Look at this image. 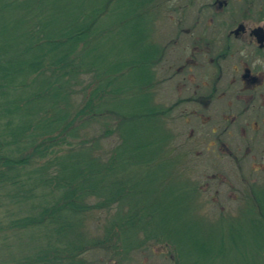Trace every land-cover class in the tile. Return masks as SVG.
<instances>
[{"label":"trees","instance_id":"obj_1","mask_svg":"<svg viewBox=\"0 0 264 264\" xmlns=\"http://www.w3.org/2000/svg\"><path fill=\"white\" fill-rule=\"evenodd\" d=\"M157 4L0 0V231L28 247L20 264H88L100 249L120 250L122 262L151 241L169 244L174 264L226 252L223 239L216 255L198 235L199 183L169 155L168 113L155 101L165 52L153 40ZM106 113L119 118L120 140L105 149L92 126ZM254 185L242 205L264 229V190ZM100 211L103 232L91 235ZM157 214L188 227L177 235ZM255 249L264 264V244Z\"/></svg>","mask_w":264,"mask_h":264},{"label":"rangeland","instance_id":"obj_2","mask_svg":"<svg viewBox=\"0 0 264 264\" xmlns=\"http://www.w3.org/2000/svg\"><path fill=\"white\" fill-rule=\"evenodd\" d=\"M184 3V0H158L157 19L153 23V40L165 48L157 66L159 87L155 101L168 113L165 121L173 148L169 155L177 157L180 168L199 183L203 206L192 212L194 219L190 218L197 225L198 235L209 242L216 255L222 239L226 245V252L220 257L214 256L209 264H261L263 258L255 248L264 244V229L255 211L242 204L250 198L252 184L264 190V136H251L252 131L245 135H238L241 131L233 136L220 135L226 125L225 104L210 105L198 100L201 94L211 90L215 74L197 67L191 70L181 67L191 63L188 42L182 41L188 38L184 34L197 31L191 27L195 26L196 9L188 7L186 10ZM188 27L191 29L187 30ZM115 40L113 38L110 44ZM86 80L90 81L91 75H87ZM118 119L106 113L92 126L93 135L105 136V149L120 140ZM212 128H219V134L212 133ZM106 129H114V132L103 134ZM3 209L0 207V217H3ZM107 214L100 211L89 221L87 229L91 235L103 232ZM154 222L161 223V228L174 230L177 235L188 227L179 216L172 214H157ZM7 237L9 234L4 228L0 231V264H20L15 258L20 251L26 253L28 247L15 245L13 239L5 242ZM236 243L239 248L234 246ZM116 251L121 252L100 249L86 253L85 257L88 264H174V251L166 243L148 242L135 251L130 260L122 262L115 255Z\"/></svg>","mask_w":264,"mask_h":264},{"label":"flooded vegetation","instance_id":"obj_3","mask_svg":"<svg viewBox=\"0 0 264 264\" xmlns=\"http://www.w3.org/2000/svg\"><path fill=\"white\" fill-rule=\"evenodd\" d=\"M184 8L197 12L195 33L182 40L190 47L191 70L215 74L208 90L198 97L208 104L224 103L220 130L229 136H264V0H184ZM188 27L187 30L191 29ZM243 53V55L241 54ZM219 128H212L219 134ZM236 133V134H235Z\"/></svg>","mask_w":264,"mask_h":264},{"label":"clouds","instance_id":"obj_4","mask_svg":"<svg viewBox=\"0 0 264 264\" xmlns=\"http://www.w3.org/2000/svg\"><path fill=\"white\" fill-rule=\"evenodd\" d=\"M241 54L243 55V53H241ZM255 65H261L262 67H264V60H261V59L257 58V59L255 60L253 66L255 67Z\"/></svg>","mask_w":264,"mask_h":264}]
</instances>
